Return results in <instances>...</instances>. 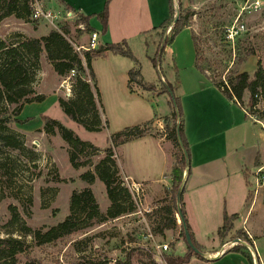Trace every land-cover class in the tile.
I'll list each match as a JSON object with an SVG mask.
<instances>
[{
	"label": "rangeland",
	"instance_id": "1",
	"mask_svg": "<svg viewBox=\"0 0 264 264\" xmlns=\"http://www.w3.org/2000/svg\"><path fill=\"white\" fill-rule=\"evenodd\" d=\"M37 1L51 16L35 18V3L31 2V15L21 18L12 14L1 21L0 40L17 44L19 40L40 38L51 30L61 31L65 26H69L71 30L67 37L74 48L88 44L90 33L85 31L84 23L76 24L78 14H70L68 8L57 0ZM247 2L249 7L252 0H173L174 17L177 14L179 17L188 16V26L193 30L197 45L198 64L214 81L227 79L229 70L245 71L252 76L259 61L264 68V0L259 10L250 13L242 11ZM238 21L245 23L244 32L234 39L228 38V29ZM170 31L168 28L166 35H169ZM165 36L162 37L155 30L149 33L147 45H153L150 50H146L140 42L133 45L146 82L156 85L154 91L143 90L137 84L132 85L134 91H131L126 75L134 65V60L129 57L114 53L97 56L91 62L94 73L92 80L87 65L85 73L80 75L75 72L65 76L57 74L47 53H42L34 88L37 93L46 95V99L25 106L20 115L24 119L23 123H11V129L23 137L24 148H6L0 153V237L12 236L25 242L26 252L17 254L19 264H127L128 252H134L133 261L128 264H142L140 260H143V257L137 255L138 251L147 254L150 251L162 259L166 254L181 251L182 244H176L180 239H184L181 235L176 199L172 196L167 198L174 208L177 228L165 230L163 236L159 232V224L163 221L161 209L164 203L159 200L147 204L146 186L132 178L122 177L124 188L129 190L131 198L125 199L128 209L119 217H110L104 221L95 220L92 225L91 221L85 220L81 229L50 242H40L33 234L57 226L71 213L70 198L76 189L90 187L100 210L110 202L106 186L97 176L93 187L81 176L88 171L94 172L95 165L107 155V149L110 147L113 148V158L117 164V146L111 144L113 134L128 127L142 125L148 118H154L150 121L145 136L158 137L167 134L166 123L171 126L174 124L172 98L164 91L162 84L167 80L164 75L167 74L169 66L173 65L174 59L166 49L156 68L149 57L156 56ZM150 38L154 41H150ZM179 74L181 75L180 69ZM82 81H88L94 93L95 108L102 125L100 131L87 130L72 120L59 103V99L71 102L78 97L88 101L87 93L81 89ZM174 94H177V89ZM249 95L246 92V105L249 104ZM259 106L264 109V101H261ZM15 107L16 105H12L10 108L12 110ZM44 115L60 121L82 140L97 146L101 151L87 148L83 152H77V162L83 165L74 167L70 161L71 146L62 138L59 130L55 133L44 130ZM89 118L92 120V117ZM39 124L42 127L37 128ZM260 128L262 141L258 137L259 133L256 141L264 160V130L261 125ZM137 139L121 147L118 152L122 163L133 170L137 177L144 178L147 175V163L150 166L162 163L163 158L159 155L164 152V144H158L156 139L151 138ZM171 143L176 161L177 150L172 140ZM259 164L264 165V162ZM254 170L248 175L251 192H254ZM153 171L156 173L155 168ZM132 181L140 183L143 195L137 196L131 191ZM257 195L264 196V188ZM13 207L17 209L21 222L29 226L33 233L24 234L19 230L21 225L12 223ZM107 210L101 212L105 214ZM261 213L264 214V207L261 209L257 206L251 221ZM86 222L89 224L85 225ZM237 236L241 235L236 233L231 237ZM164 243L169 244V248L160 254L157 246ZM183 243L186 244V241ZM160 264L166 262L163 260Z\"/></svg>",
	"mask_w": 264,
	"mask_h": 264
},
{
	"label": "trees",
	"instance_id": "2",
	"mask_svg": "<svg viewBox=\"0 0 264 264\" xmlns=\"http://www.w3.org/2000/svg\"><path fill=\"white\" fill-rule=\"evenodd\" d=\"M35 0H0V23L1 21L9 16L16 15L17 17L25 18L32 14L31 2ZM70 12L78 14L76 24L80 22L85 24V31L92 33L95 31L91 25V19L96 17L103 26V32H106L109 18V5L111 0H106L104 8L101 12L85 15L81 12L71 8L63 0ZM175 20L173 0H170V16L167 18L159 27L154 28L158 34L162 37L166 35V31L172 25L170 34L167 35L164 43V47L161 49L159 45L156 56L151 57L153 65L158 68V61L161 55L165 52L167 46L171 45L176 36L188 26V16H180L179 19L173 24ZM70 27L65 26L62 30H51L47 35L40 38H26L19 40L17 44H8L5 40H0V153L8 149L19 150L24 148V140L20 134L14 132L11 129V123H23V120L19 119L23 108L27 104L40 103L45 101L46 95L39 94L34 88V84L37 79V71L39 69L40 58L43 52L47 53L48 59L50 60L53 69L57 74L65 76L71 72L76 74L85 73L86 67L90 71L91 79L94 80V73L92 71V60L100 55H104L107 51L123 55L131 58L135 61L129 72V87L133 92L132 85L137 84L143 90L154 91L156 85L154 83L146 82L138 60L133 53L129 42L123 40L119 43H108L100 45L94 50H84L85 52H78L75 50L73 44L69 41L67 34L70 32ZM196 44V43H195ZM197 59L195 66L199 71L207 76L213 85L223 91V93L231 100L239 103L245 108L247 116L253 120L264 121V109L259 104L264 101V68L262 62H258V67L254 74L251 76L248 72H231L228 71L227 79L222 81H214L209 77L205 70L201 69L198 64V50ZM253 53V52H251ZM86 63V64H85ZM85 65H87L85 67ZM176 79L175 83L165 80L162 82L163 89L168 92L172 98L173 106V118L174 124L171 126L166 123L167 138L172 140L176 148V164L173 168V186L169 192L172 194L174 199L177 198L178 189L182 183L184 172L186 170V158L184 150L187 151L191 160V150L188 139L185 134V123H184V110L180 97L174 94L181 82L179 69L176 63L173 64ZM227 83V84H226ZM81 89L87 93V100L83 101L80 97L71 102H66L63 99H59L61 107L64 109L66 114L75 122L84 126L90 131H100L102 129L101 119L95 108L94 93L91 90L88 81L81 82ZM248 92L249 104L244 103V95ZM173 93V94H172ZM16 105L11 110V106ZM255 114V115H254ZM92 115V116H90ZM89 117H92L90 120ZM44 130L48 133H55L59 130L62 138L71 146L70 150V161L74 167H80L83 164L77 162V152H83L87 148L101 151L97 146L90 144L87 141L82 140L77 136L72 129L64 126L60 121L53 119L49 116L44 115ZM151 122H146L142 125L128 127L120 132H117L111 136L113 146L132 141L134 139L144 137L147 134L148 126ZM179 136L183 143V147L180 144ZM113 148L107 149V155L102 158L96 165L94 172L88 171L82 174L81 178L88 184H93L96 180V176L105 184L108 198L111 202L107 212L103 214L100 210V206L96 200V196L90 187H86L81 190H74L70 198V209L71 213L57 226L50 228L49 230L42 232L37 231L33 233L32 229L29 228L17 212L15 207L12 209V223L21 225L19 230L24 233H33L40 242H50L58 237L70 234L76 230L81 229L83 221H91L92 225L95 221H104L107 218H116L127 212L125 206V199L131 198L129 190L124 188V179L120 175L116 161L113 158ZM258 164V160H257ZM191 170V166L188 170V174ZM251 195V194H250ZM249 195V197H250ZM168 197L162 199L164 203L162 210L163 221L159 224V232L165 236V230H174L177 228V221L173 206L168 202ZM182 212L185 218V222L190 230L192 240L195 246L200 249V246L195 241L191 228L186 218V212L183 206V198L181 202ZM236 215H224V223L219 229V235H226L233 227V221ZM22 223V224H21ZM89 223H85L87 225ZM18 230V229H17ZM238 237L243 238L242 231L238 232ZM181 235L186 241L188 251L185 255H177L175 253L166 254L163 258L166 264H185L191 260L193 254H196L192 247L187 243L183 225H181ZM236 252L243 253L249 260L250 264H254L252 255L247 251L244 246L237 245L231 248ZM26 252L25 242L22 239L14 238L12 236L0 237V264H19L17 254ZM134 252H128L126 255L127 264L133 261ZM137 255L143 257L140 260L142 264H158L155 260L152 252L143 253L138 251ZM197 255V254H196ZM203 258L202 256L198 255Z\"/></svg>",
	"mask_w": 264,
	"mask_h": 264
},
{
	"label": "crops",
	"instance_id": "3",
	"mask_svg": "<svg viewBox=\"0 0 264 264\" xmlns=\"http://www.w3.org/2000/svg\"><path fill=\"white\" fill-rule=\"evenodd\" d=\"M63 1L78 12L92 15L103 10L106 0ZM57 2L66 6L60 0ZM169 16L170 0H111L106 32H103V26L96 17L90 22L100 34V45L127 40L138 60L133 45L140 42L146 50H150L153 45L150 42L151 47H148L147 35L153 33L154 28L159 27ZM150 41L154 39L150 38ZM166 49L174 59L173 64L176 63L181 70V82L176 95L180 97L183 105L185 134L191 150V170L186 176L182 197L186 218L202 252L214 257L225 245V251L216 259L201 258L198 254H193L191 260L185 264H250L243 253L232 250L229 244L238 238L231 236L239 231H242L245 239H248L246 232L253 236L259 254L256 262L264 264V214H259L251 221L254 209L257 206L263 209L264 196L251 192L248 177L253 169L263 166L260 162H264L256 141L258 133L262 141L260 124L248 117L245 108L229 99L197 69L196 44L190 26L183 29ZM109 54L111 52L107 51L104 55ZM135 64L134 61L133 66ZM140 70L147 81L141 68ZM164 76L170 82L175 81L173 65L169 66ZM126 77L129 81L128 73ZM243 100L245 103V98ZM20 115L19 119L24 120ZM153 119L148 118L147 122ZM36 127L42 126L39 124ZM166 135H147L137 139L151 138L156 139L158 144H164V152L159 155L163 158L162 163L157 166L147 163V175L144 178L137 177L121 161L118 151L130 141L115 148L119 173L124 179L132 178L146 186L147 204L172 196L169 190L173 186V168L176 161L171 140ZM152 154L154 155L153 151ZM154 168L156 173L152 172ZM93 185L94 183L91 187ZM109 205L110 202L104 209L101 207V211H106ZM225 213L236 215V218L232 229L226 235L220 236L219 229L224 223ZM183 240L177 241L176 244L182 245L181 251L175 254L187 253L188 247ZM253 262L255 264L254 259Z\"/></svg>",
	"mask_w": 264,
	"mask_h": 264
},
{
	"label": "built area",
	"instance_id": "4",
	"mask_svg": "<svg viewBox=\"0 0 264 264\" xmlns=\"http://www.w3.org/2000/svg\"><path fill=\"white\" fill-rule=\"evenodd\" d=\"M34 16L35 18H38L40 16H44V17H50L51 13H47L44 11L43 7L41 4H39V1H35L34 2ZM262 6V0H252V2L250 3V6L248 7V2L245 4V6L242 8V11H247V12H253V11H257L261 8ZM73 12H70V14H72ZM245 23L242 21H238V23L234 26H232L231 28L228 29V38L234 39L235 37H238L240 34H242L245 30ZM172 25L169 27V31L171 30ZM99 38H100V34L98 31H94L92 33L89 34V41L88 44L86 46L84 45H78L76 46L75 50L78 52H82L83 49L85 50H94L97 49L100 46L99 43ZM74 73V72H73ZM227 84V83H226ZM257 123H259L262 127V129L264 130V121L262 120H256ZM253 190L254 193L257 195L260 190L262 188H264V165L258 167L253 175ZM131 191L136 193L137 196H141L143 195V189H141L140 183H134L132 181V188ZM180 221V220H179ZM248 239L242 238V237H238L235 240L229 242V244L231 245V247L237 246V245H241L244 246L247 251L250 252V254L252 255V258L255 261V264H257L256 260L259 257L258 254V249H257V245H256V241L253 238V236L249 233L246 232ZM169 248V244L164 243L161 245L157 246L158 252L161 254L162 252H166ZM225 251V245L223 246V248L218 251L216 254L214 255H219L221 253H223Z\"/></svg>",
	"mask_w": 264,
	"mask_h": 264
},
{
	"label": "water",
	"instance_id": "5",
	"mask_svg": "<svg viewBox=\"0 0 264 264\" xmlns=\"http://www.w3.org/2000/svg\"><path fill=\"white\" fill-rule=\"evenodd\" d=\"M179 19V16L178 14L175 16V20L173 22V24ZM167 35L165 36V39H166ZM164 39V41H165ZM165 43L162 44L161 46V49L164 47ZM173 94V93H172ZM179 141H180V144L181 146L183 147V143L181 141V138L179 136ZM184 155H185V158H186V170L184 172V177H183V180H182V183L178 189V192H177V198H176V204H177V211H178V217H179V220H180V223L181 225H183V228H184V232H185V236H186V240H187V243L190 247H192V249L194 250V252L200 256H202L203 258H211V259H216L219 255L217 256H214L212 257L210 254H207L205 252H202L200 249H198L193 240H192V236H191V233H190V230L188 228V225L187 223L185 222V218H184V215H183V212H182V207H181V202H182V197H183V192H184V188H185V182H186V175L188 174V170L191 166V161H190V157H189V154L187 153L186 150H184ZM154 258L155 260L158 262V264L160 263H163V259L158 256V255H154Z\"/></svg>",
	"mask_w": 264,
	"mask_h": 264
}]
</instances>
